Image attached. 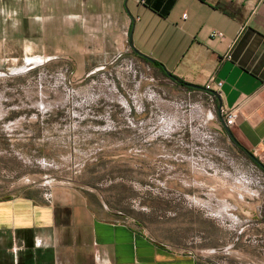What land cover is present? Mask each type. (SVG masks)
Wrapping results in <instances>:
<instances>
[{
	"label": "rangeland",
	"instance_id": "1",
	"mask_svg": "<svg viewBox=\"0 0 264 264\" xmlns=\"http://www.w3.org/2000/svg\"><path fill=\"white\" fill-rule=\"evenodd\" d=\"M31 12L0 1V201L85 205L196 264H264V169L234 144L213 154L214 98Z\"/></svg>",
	"mask_w": 264,
	"mask_h": 264
},
{
	"label": "crops",
	"instance_id": "2",
	"mask_svg": "<svg viewBox=\"0 0 264 264\" xmlns=\"http://www.w3.org/2000/svg\"><path fill=\"white\" fill-rule=\"evenodd\" d=\"M14 1L29 5L32 18L46 14L47 19L67 20L64 27L76 30L74 35L109 37L115 49H130L162 73L151 65L156 62L165 78L169 79L168 74L176 78L172 81L179 89L210 94L217 104L216 110L205 113L211 122L212 136L207 141L213 154L219 152L228 162L232 144L240 150L238 144L264 166V0ZM214 32L222 37L211 36ZM179 81L200 89H187ZM207 84L211 90H205ZM226 110L238 114L230 129L223 123ZM219 143L224 146L221 151ZM251 180L248 176L242 180L241 196L259 191ZM0 264L196 261L156 243L126 222L96 217L85 205L18 195L0 201Z\"/></svg>",
	"mask_w": 264,
	"mask_h": 264
},
{
	"label": "built area",
	"instance_id": "3",
	"mask_svg": "<svg viewBox=\"0 0 264 264\" xmlns=\"http://www.w3.org/2000/svg\"><path fill=\"white\" fill-rule=\"evenodd\" d=\"M140 2L143 3L144 0H140ZM211 36L221 38L222 34L219 32H214V33H212ZM219 87H220V83H217L216 89H219ZM205 89L211 90L212 87L210 84H207V85H205ZM237 118H238V114L235 110L223 111V123L228 129L232 128L235 125Z\"/></svg>",
	"mask_w": 264,
	"mask_h": 264
},
{
	"label": "trees",
	"instance_id": "4",
	"mask_svg": "<svg viewBox=\"0 0 264 264\" xmlns=\"http://www.w3.org/2000/svg\"><path fill=\"white\" fill-rule=\"evenodd\" d=\"M143 59H144V60H147V59H145V58H143ZM147 61H148V60H147ZM151 62H152L151 65H153L154 67L159 68L160 71L163 73V71L161 70L159 64H157L156 62H153V61H151ZM168 78L171 79V80H176V78H175L174 76L170 75V74H168ZM179 84H180V86L185 87V88H187V89H191V88H192L191 85L186 84V83H184V82H182V81H179ZM236 144H237V143H236ZM237 146L239 147L240 150L244 151L243 148L240 147L238 144H237ZM259 166L262 167V168L264 169V167H263L262 165L259 164Z\"/></svg>",
	"mask_w": 264,
	"mask_h": 264
},
{
	"label": "water",
	"instance_id": "5",
	"mask_svg": "<svg viewBox=\"0 0 264 264\" xmlns=\"http://www.w3.org/2000/svg\"><path fill=\"white\" fill-rule=\"evenodd\" d=\"M129 46H130V47L132 46L131 40H130V42H129ZM191 87L196 88V89H200L199 87H195V86H191ZM219 106L221 107L220 102H219ZM226 130H227V132L229 133V130H228V129H226Z\"/></svg>",
	"mask_w": 264,
	"mask_h": 264
}]
</instances>
